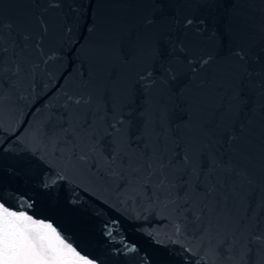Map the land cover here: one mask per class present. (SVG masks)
Wrapping results in <instances>:
<instances>
[{
	"label": "snow or ice",
	"instance_id": "snow-or-ice-1",
	"mask_svg": "<svg viewBox=\"0 0 264 264\" xmlns=\"http://www.w3.org/2000/svg\"><path fill=\"white\" fill-rule=\"evenodd\" d=\"M29 4L27 20L0 21V105L5 85L15 89L39 67L32 53L43 55L55 16L65 7L64 0ZM93 4L68 7L73 14L85 9L80 17L99 57L135 70L132 86L116 87L112 106L95 111L91 95L66 94L58 121L31 127L23 139L13 132L15 143L35 145L34 152L39 145L55 151L70 143L71 155L79 147L81 160L108 144L109 171L130 186L128 199L143 196L149 205L171 208L175 234L198 238L197 251L212 264L225 253V264H264V18L256 22L238 12L242 0H148V10L135 21L106 26L92 19ZM69 19L63 26L71 35ZM193 36L204 45L194 47ZM133 126L144 143L139 153L130 152V137L125 139ZM257 128L259 159L251 151ZM11 151L7 139L0 141V153ZM196 190L200 195L193 200ZM230 202L235 215L222 209ZM0 264L98 261L82 254L53 219L34 218L0 199Z\"/></svg>",
	"mask_w": 264,
	"mask_h": 264
},
{
	"label": "water",
	"instance_id": "water-1",
	"mask_svg": "<svg viewBox=\"0 0 264 264\" xmlns=\"http://www.w3.org/2000/svg\"><path fill=\"white\" fill-rule=\"evenodd\" d=\"M88 2L64 0L65 7L55 16L56 23L44 40L43 55L39 51L32 53V63L39 67L15 89L7 85L3 88L0 141L7 139L12 151L0 153V180L4 182L0 199L13 210L26 211L34 218L53 219L79 245L82 254L96 259L98 264H212L211 257L197 251L198 238L194 241L192 235L175 234V213L171 208L162 203L149 205L143 196L139 200L128 199L130 186L122 185L109 171L107 158L113 149L108 144L103 145V153L81 160L80 148L72 156L70 143L61 144L55 151L51 146L39 145L35 152V145L15 143L13 132L23 139L31 127L58 121L66 94L74 98L83 95L85 99L91 95L95 111L97 105L101 110L112 106L116 87L132 86L135 70L99 57L93 38L83 27L86 21L80 17L85 9L79 8L73 14L68 7L76 9ZM147 3L148 0H94L92 19L106 26L114 20L135 21L148 10ZM242 3L244 7L238 12L256 22L264 18V0ZM31 12L29 0H0V21L4 23L20 24ZM65 16L70 17L71 35L63 26ZM192 44L199 48L204 41L193 36ZM128 114L129 109H124V116ZM140 135V129L133 126L125 137H130V152L144 150ZM254 136L251 151L259 159L258 128ZM168 147L171 149L172 145ZM190 194L193 200L200 195L198 190ZM179 195L183 198L185 192ZM222 209L225 215L237 212L231 202L227 207L222 205ZM133 245L136 251H128ZM226 258V253L216 257L219 264H225Z\"/></svg>",
	"mask_w": 264,
	"mask_h": 264
}]
</instances>
